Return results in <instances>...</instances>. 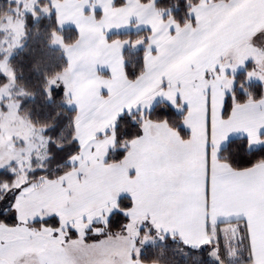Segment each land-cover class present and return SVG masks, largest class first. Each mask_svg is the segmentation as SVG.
<instances>
[{
  "label": "rangeland",
  "instance_id": "1",
  "mask_svg": "<svg viewBox=\"0 0 264 264\" xmlns=\"http://www.w3.org/2000/svg\"><path fill=\"white\" fill-rule=\"evenodd\" d=\"M8 1L13 3L14 7L0 22V54L3 56L0 61V76L6 77V82L0 86V171L8 170L16 175L14 182L12 184L3 183L1 190L5 193L11 192L13 189L17 191L12 206L13 213L9 215V218L15 216L16 219H13V223L0 221V245L3 246V251L0 252V261L3 264L21 263L22 256L28 254L31 248L29 239H32L36 233L48 231L51 233H45L48 236L67 239L70 228L73 230L78 228L82 237H85L83 235L85 231L89 233V229L92 228V232L100 233L99 238H117L107 244L104 252H109L113 256L104 258L103 264L112 262L117 256L121 261L135 257L136 263L140 264L141 260L138 258L146 245L161 239V236H171V233L157 232L152 228L150 231L147 230L149 223L147 221V173L152 171L147 168V161L154 164L157 159L162 157L158 155L160 152L156 149V144L150 141V135L155 126L157 132L164 136L166 131L164 132L162 128H165L164 124L167 122L157 129L159 125L156 124H160V122L150 121L144 117L150 111L149 106L151 109L154 106L143 101L131 108V112H140L142 138L125 143L127 153L123 159L113 161L111 158L110 153L115 149L116 143L113 124H111L102 130L103 138L95 137L80 143L81 151L72 157L73 166L69 170L55 178L43 176L39 179H29V172L36 168L47 167L48 153L44 142H47V146L49 139L39 133L38 129L36 131L30 120L19 112L20 102L17 97L27 94L16 85L15 73L9 59L23 45L26 13H35L38 9L42 15L54 14L58 30L53 33L52 45L63 50L70 64L65 69V83L69 84L70 89L67 95V105L76 109L75 123L81 120L83 122L93 109L110 108L109 103L105 104V100L101 96L102 88H106V81L95 76L96 74L103 76L102 73L96 71L108 70L113 78V88L116 89L114 91L120 92L124 89V82L128 80L124 70V50L147 47L152 28L155 30L152 34L155 39L158 42L162 40V28L157 16L162 12L161 9L153 4V0L147 3L140 0H123L121 4H117L116 0H45L46 5L44 6L39 5V0ZM35 17L38 18L39 15L35 14ZM66 28H74L78 32V38L72 44H67L64 40L63 30ZM142 30L150 31L147 36L141 35L134 41L130 38H110L113 33H137ZM259 34H264V30ZM140 41H144V43L140 44ZM249 42L258 46L259 50L236 48L225 55L216 66L208 70L206 79L214 80L213 82L216 83L212 86L213 89L220 85L232 92L233 79L235 80V75L242 70L250 71L252 79L264 78V39L253 44L251 37ZM132 45L138 46L133 47ZM204 79L205 77L201 75L199 77L201 83L198 84L203 91L207 92L208 90H205L204 87L205 85L210 87V83ZM56 80L51 81V86L57 84ZM180 85L182 84L178 83L174 89L173 87L169 88V93L165 94L174 96L175 101L180 94L182 102L188 104L190 101L188 107H191L195 104L191 100L193 91L189 89V86L182 85L181 87ZM240 89L245 91V86H240ZM205 95L203 99L209 101L207 94ZM213 104L214 129L213 138L210 137V139L209 129L206 128L204 133L200 132L199 126L195 123L199 119L195 113L197 111L190 110L191 115L193 113L195 116L189 115L191 128L186 129L189 133V140L183 148L178 146V155H180L183 171L180 175L195 174L199 178L200 173L204 174L205 172L204 168L208 163L209 156H212L215 163L220 160L221 148L217 139L220 133H247L250 138L245 135L238 137H246L253 147L258 145V139L263 133L260 131H264V118L262 121L254 111H247L249 116L240 118L238 107H236V112L234 111L235 115L222 116L221 102L217 104L214 100ZM176 107L179 109L177 103ZM202 115L204 116V113ZM205 117L208 119L207 121L211 119L208 111H206ZM31 131L38 133L36 143L39 142V147L37 150L35 149V152L30 151V145L26 143L27 139L29 140L31 137ZM122 147L124 148V145ZM33 152L34 154L31 156L30 153ZM172 168L173 173L178 171V168L173 164ZM160 172L158 179L167 181L169 177L166 175L162 179ZM150 185L151 187H148L149 196L157 198L160 187L155 188L154 186L157 185L153 183ZM191 188V185H186L185 191ZM122 196H127L129 202L132 203V208L126 210L131 217V220L125 224L129 227L126 230L124 226L118 233L106 235L104 226L107 224L101 221L108 218L110 212L118 210ZM2 197L0 195V202ZM2 208L3 205L0 204V210ZM51 215H57L60 219L61 223L58 227L43 225L38 228L33 225L34 222L43 221L42 217L48 218ZM30 221L32 222L30 223ZM95 223L101 225L98 224L99 227H96ZM60 228H65V231L60 232ZM185 238L190 244H200L202 241L200 237H191L190 234H185ZM175 239L189 247L179 235ZM225 247L230 252L229 259L235 260V252L231 250L228 242ZM137 249H139V255H137ZM219 255L223 264H229L222 251L219 252ZM121 261L119 262L121 263Z\"/></svg>",
  "mask_w": 264,
  "mask_h": 264
},
{
  "label": "crops",
  "instance_id": "2",
  "mask_svg": "<svg viewBox=\"0 0 264 264\" xmlns=\"http://www.w3.org/2000/svg\"><path fill=\"white\" fill-rule=\"evenodd\" d=\"M161 11L159 15L157 14L162 28V40L159 42V51H157L156 47H153V50L149 53L145 46V69L137 79L133 81L127 80L124 82V89L117 92L114 91L116 89L113 88V78L110 72L106 69L96 71L97 73H102L103 76L99 74L95 76L106 81V88H102L101 96L104 98L105 104L109 103L110 108L104 110L93 109L87 115L88 119L85 117L83 122L82 120L80 122L76 121V137H79L77 139L79 143L84 140H92L95 137L103 138L102 130L114 124L121 111L123 113L128 112L129 104L132 105L131 108L143 101H147L152 106L161 101L169 104L165 93H169V88L173 87L174 89L178 83L189 86V89L193 91V98L191 100L195 102L191 107H188L189 103L184 104L180 94L175 89L179 94V96L177 95L178 99L175 101L179 109L176 108L177 111L183 112L182 123L187 122L185 129L191 128L189 115H191L190 110L193 109L192 112L197 111L195 113L199 117L195 123L199 126L200 132L204 133V130L207 128L210 131L209 139L210 137L213 138V101L215 100L218 104L222 102L225 94H232V92L220 85L213 89L212 86L216 85V83L213 82L214 80L209 81L206 79L208 70L216 66L225 55L236 48L259 50L258 46L252 45L249 42V38H253V36L264 30V0H219L216 2L200 0L199 3L191 7L190 12L193 15L183 25H180L169 15L168 11L163 9ZM197 19L200 21L199 25H197ZM170 24L171 27H169ZM177 25H179L181 31L179 40L176 39L175 29ZM198 27L208 32L210 41L209 45L199 54L197 61L192 62L189 66V61L181 58L182 48L189 41H195L201 37L202 33L197 31ZM186 28L190 30L185 32ZM150 30V35L152 36L154 29ZM69 65L68 63V67ZM247 67H249L248 64ZM78 71L81 72L80 70ZM162 72H169L171 74V85L169 84L170 77L167 75L162 77ZM249 72L247 71L246 74L247 82H260L264 85L263 77H254L255 79H252ZM201 75L205 77L204 81H209L210 83V87L209 85H205L204 87L205 90H208L207 92L203 91L198 84L201 83L199 81ZM65 76L66 70L58 76L57 80L65 86L67 105V95L70 89L69 84L65 83ZM182 85L180 86L182 87ZM205 94H207L209 101L203 99L206 96ZM236 107H238L237 111L240 112V118L249 116L246 113L247 111H254L263 121L264 92L263 96L259 99L249 97L243 102L234 101L229 117L234 111L236 112ZM206 111L211 116L209 121H207L206 117L204 118ZM203 113L204 116L202 115ZM191 116L195 115L192 113ZM163 123L165 121L156 124L159 125L157 129ZM164 125L165 128H162L164 132L166 131L164 136L157 132L154 126L153 133L150 135V141L156 144V149L160 152L158 155L162 156L161 159L170 161L171 164L178 168V171L173 173L167 181H161L158 179L161 169L157 163L161 159H157L154 164H150L147 161V168L152 169L149 173L150 175L147 173V221L149 222L147 230L150 231L151 228L155 229L151 223V220L155 216L156 222L162 226L160 231L163 233L164 227L183 226L185 234H190L191 237H200L201 240L212 238L213 243L209 246L210 252L211 250H215V253L220 256L219 252L222 251L230 264H264V162H259L249 168L236 170L229 163L221 159L216 164L212 156H209L207 163L209 172L212 171L214 165L218 183L225 186L229 195L224 198H218L215 208H213L212 201L209 199L207 201L208 207L205 209L203 196L204 174L200 173L199 205L189 212L188 215L181 216L178 214L180 208L178 198L175 195L166 193L165 188L170 186L171 179H175L176 175H180L183 172L180 155H178V146L180 145L183 148L188 143L189 138L185 139L176 128L169 124L166 123ZM31 127L33 128V126ZM34 129L36 131L38 129L39 133L44 134L45 129L37 127ZM36 131H31V137L26 142L30 145V151L33 150L34 152L39 147V142L36 143L38 141L36 138L38 133ZM242 135L250 138L247 133H220L217 138L220 148L224 147L223 142L225 140L228 142L230 139ZM141 138L142 135L138 139ZM39 141L42 142V140ZM263 143L264 140L261 137L258 139V145L254 147L251 145V147L255 148ZM46 144L47 142H44L45 148H47ZM34 152L30 153V155L32 156ZM150 162L152 163L153 161ZM151 183L157 185L154 186L155 188L160 187L157 198L149 196L148 187H151ZM131 208L127 209V211ZM206 211L208 216L207 231L205 229ZM194 215L198 216L199 220L193 226L191 220ZM41 227L38 226V228ZM45 233L49 232L46 231ZM45 233H36L32 239H29L31 248L28 254L22 256V261L19 264H103L104 258L113 256L109 252H104L107 244L117 239L115 237H103L94 240H87L85 237L60 239L48 236ZM217 240L219 241L218 244ZM227 242L232 248L230 249L234 250L236 255L233 261L229 259L230 252L225 247ZM130 259L127 258L121 261L117 256L112 262L109 261L104 264H137L135 257ZM140 264L159 263H143L141 261Z\"/></svg>",
  "mask_w": 264,
  "mask_h": 264
},
{
  "label": "trees",
  "instance_id": "3",
  "mask_svg": "<svg viewBox=\"0 0 264 264\" xmlns=\"http://www.w3.org/2000/svg\"><path fill=\"white\" fill-rule=\"evenodd\" d=\"M147 3L151 0H140ZM200 0H156L155 4L158 8L166 10L180 25L185 24L191 19L189 16L190 9L193 5L199 3ZM213 2L219 0H211ZM123 0H116L117 4H121ZM39 5H46L45 0H39ZM14 4L8 0H0V22L3 17L10 13V9ZM39 15L38 18L35 17ZM25 37L23 45L20 49L10 57L9 63L15 73L16 85L21 87L26 96H18L20 102L19 112L26 116L30 122L37 128H44V134L47 136L48 145L46 160L47 167L44 169L36 168L29 172V179H39L41 177L55 178L65 171L69 170L73 164L71 159L81 151L80 143L76 137L75 117L76 109H72L66 105V89L62 82L56 80L68 66L67 58L63 50L52 45L53 33L58 30L55 15H42L40 10L35 13H26L24 16ZM148 30L135 32L113 33L110 38H121L132 41L137 40L141 35L147 36ZM1 35V34H0ZM64 40L67 44L74 43L78 38V32L74 28H66L63 30ZM145 47L136 50L126 48L123 52L125 60L124 70L128 80L137 79L145 69L144 62ZM3 56L0 54V61ZM134 71L136 76L129 74ZM247 71L243 70L236 74L235 99L234 101L243 102L247 98L252 97L259 99L263 96L264 85L260 82H246ZM56 80L58 83L51 86V81ZM6 82V77L0 76V86ZM245 86V91L240 86ZM51 92V98L49 93ZM59 92V95L56 93ZM232 94H228L231 97ZM168 103L158 102L147 114L145 118L150 121L167 122L170 126L176 128L184 138H188L189 133L185 129L180 131L183 112L175 110L174 115L167 118L157 115V111L161 108L167 109ZM1 108V103H0ZM224 114L228 116L231 112ZM129 112L123 113L128 117ZM135 122V127L132 123ZM113 132L116 136L115 149L111 151L113 161H120L127 153L125 143L133 139H137L142 135V118L139 111L131 112V117L120 120L119 117L115 122ZM264 140V132L261 134ZM124 145V148L122 147ZM249 140L246 137H235L228 141V146L223 147L220 151V159L229 163L236 170L245 169L264 162V143L258 147H248ZM123 153V155H121ZM243 157V159H241ZM249 161L251 163H249ZM16 175L8 170L0 171V195L3 205L0 210V221L5 223H13V219L9 215L13 213V203L16 191L4 192L1 190L3 183L12 184ZM127 196H122L119 201L120 209L116 210L112 216V222L104 226L106 235L118 233L128 222V218L120 216L116 218L115 213H123L127 210L124 204H131ZM129 209V208H128ZM99 223L94 226L99 227ZM35 226L45 225L44 221L34 222ZM49 227H58L48 224ZM95 227V228H96ZM73 229H69L68 238H76L72 236ZM101 235H94L92 228L85 236L87 240H94ZM210 247L205 246L200 249H193L184 246L181 241L173 239L171 236H164L149 245H146L139 255V260L143 263H159V264H219L210 256ZM230 264V263H229Z\"/></svg>",
  "mask_w": 264,
  "mask_h": 264
},
{
  "label": "snow or ice",
  "instance_id": "4",
  "mask_svg": "<svg viewBox=\"0 0 264 264\" xmlns=\"http://www.w3.org/2000/svg\"><path fill=\"white\" fill-rule=\"evenodd\" d=\"M206 2V0H205ZM153 4H155V0H153ZM223 7V6H221ZM170 12V10H169ZM193 13L189 12V16L192 17ZM200 21L199 19H197V25H199ZM169 27H171V24L169 25ZM176 39L179 40L180 36H181V31H180V27L179 25L176 26ZM190 29H185V32H188ZM198 32H201L202 35L199 39L195 40V41H189L187 44H185L182 48V59H187L189 61V66L191 65L192 62H196L199 54L204 50L205 47H207L209 45V41H210V36L208 34V32L206 30L200 29L198 27L197 29ZM155 32V30H154ZM195 35V34H193ZM262 39H264V34H257L255 36H253L252 41L253 44H255L258 41H261ZM144 41H140V44H143ZM133 47H136L138 45H132ZM153 47H156L157 51H159V42L155 39V36H149L148 37V41H147V51L149 53H151V51L153 50ZM223 70V69H222ZM233 71L235 72V68L233 69ZM130 75L132 76H136V73L134 71H130L129 72ZM169 76V84L171 85L172 81H171V74L169 72H162L161 76ZM241 87H243V85H241ZM232 95L231 97H229L227 94H225L222 98V102H221V115L223 116L224 114L228 113L229 109L232 108V100L235 99V80L233 79V84H232ZM57 95H59V92L56 93ZM49 98H51V92L49 93ZM166 99L169 101V106L167 109L161 108L157 111V115L162 116V117H169L171 115H174L175 110L176 109V102H175V98L172 95H166ZM188 103L190 104L191 102L188 101ZM131 107L132 105L129 104L128 108H129V113H128V117H126L123 114V111H121V113L119 114V119L120 120H124L126 118L131 117ZM149 110L151 111V106H149ZM233 115H235V113H233ZM132 126L135 127V122L131 121ZM186 123L184 122L181 124L180 127V131H184L185 127H186ZM113 128L115 129V125L113 124ZM74 139H79V137H74ZM223 146L227 147L228 146V142L227 140H225L223 142ZM245 147H248L249 150H251V145H247ZM121 155H123V153H121ZM241 159H243V157H241ZM161 172V178L163 179L166 175L171 178L172 173H173V168H172V164L170 161L161 159L160 161L157 162ZM249 163H251L249 161ZM186 185H191L192 188L190 190L185 191V186ZM165 192L170 194V195H175L179 202H180V208H179V215L181 216H186L188 215L189 212L193 211L198 205H199V196H200V190H199V178L197 175L195 174H183V175H176L175 179H171V184L169 187L165 188ZM229 195L228 190L225 188V186L223 184L218 183L216 174H215V169H214V165L212 168V171L209 172L207 163L205 165V172H204V180H203V196H204V200H205V209H207L208 204L207 201L209 199H211L212 201V206L213 208H215L216 206V202L218 200V198H224L225 196ZM123 207L125 209L131 208L132 205L131 204H124ZM114 215V213L110 212L108 218L102 220V223L108 224L112 222V216ZM116 218L119 219L120 216H124L126 218H128L129 220H131L130 214L125 211L123 213H115ZM12 219H16L15 216L12 217ZM44 223L45 226H47L48 224L54 225V226H59L61 221L58 218L57 215H51L48 218H41ZM199 217L198 216H192V225H196L198 223ZM151 223L153 225V227L157 230V232L160 231L161 229V225L158 224L156 222V217L154 216L153 219L151 220ZM129 227V225H125V228L127 230V228ZM208 228V216H207V211L205 212V229L207 231ZM60 232H64L65 228H60L59 229ZM163 231L165 233H171V236L173 239L176 238L177 235H179V237L181 238V240L188 245L189 247L192 248H199L202 247L203 245H209L212 244L213 241L211 239H205L202 240L200 244H190L188 239L185 238V232H184V228L183 226H173V227H164ZM58 235V233H57ZM72 236H76V237H81L82 235L80 233V230L78 228H74V230L71 232ZM84 236L87 235V231H85L83 233ZM94 235H100V233H97L94 231ZM164 237L161 236V239H163ZM219 243V241L217 240V244ZM3 251V246L0 245V252ZM214 256L217 255V253H212ZM137 255H139V249H137ZM0 264H3L2 261H0Z\"/></svg>",
  "mask_w": 264,
  "mask_h": 264
},
{
  "label": "water",
  "instance_id": "5",
  "mask_svg": "<svg viewBox=\"0 0 264 264\" xmlns=\"http://www.w3.org/2000/svg\"><path fill=\"white\" fill-rule=\"evenodd\" d=\"M214 252H216L215 250H211V252H210V256H211V258H213L217 263H219V264H223V261L219 258V256L218 255H213L212 253H214Z\"/></svg>",
  "mask_w": 264,
  "mask_h": 264
}]
</instances>
